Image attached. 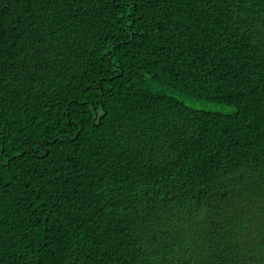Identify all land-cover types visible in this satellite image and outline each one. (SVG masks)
I'll use <instances>...</instances> for the list:
<instances>
[{
	"label": "trees",
	"instance_id": "1",
	"mask_svg": "<svg viewBox=\"0 0 264 264\" xmlns=\"http://www.w3.org/2000/svg\"><path fill=\"white\" fill-rule=\"evenodd\" d=\"M0 264H264V0H0Z\"/></svg>",
	"mask_w": 264,
	"mask_h": 264
},
{
	"label": "rangeland",
	"instance_id": "2",
	"mask_svg": "<svg viewBox=\"0 0 264 264\" xmlns=\"http://www.w3.org/2000/svg\"><path fill=\"white\" fill-rule=\"evenodd\" d=\"M147 83L154 95L169 97L194 111L222 114L227 116L233 114L235 111L232 107L220 106L215 103L192 99L186 95L172 91L166 86H162L155 82H152L150 81V79H147Z\"/></svg>",
	"mask_w": 264,
	"mask_h": 264
}]
</instances>
